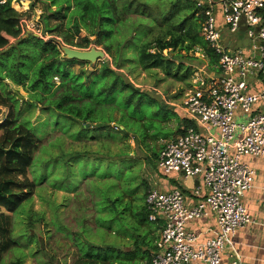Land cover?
<instances>
[{
  "label": "rangeland",
  "instance_id": "rangeland-1",
  "mask_svg": "<svg viewBox=\"0 0 264 264\" xmlns=\"http://www.w3.org/2000/svg\"><path fill=\"white\" fill-rule=\"evenodd\" d=\"M28 13L29 21L39 25L43 33L52 36L59 49L66 46L83 51L95 48L106 54L103 60L95 63L71 65L69 70L73 74H93L105 63L115 59L123 62L121 73L136 89L169 108L166 113L158 111L160 116L169 117V120L155 118L153 130L146 141L156 145L157 151L180 134L183 124L178 120L184 116L178 107L195 88L196 75L208 80L216 72L207 56L195 49L188 53L179 50L163 53L173 64L172 76H167L159 68L144 70L138 63L139 50L144 43L160 38L168 40L170 33L182 26L188 29L195 23L199 24L195 6H189L187 0H35ZM47 28H51L53 33ZM108 30H112V33L104 35L99 42L100 33ZM64 36L75 45L83 44L85 38L91 43L88 49L72 47L67 45ZM9 39L12 44L16 43ZM61 57L66 58L62 50ZM177 66L181 67L178 71ZM5 83L8 94L18 95L19 100H29L30 95L23 87H18L10 80ZM55 83L57 87L60 85L59 80ZM149 110L157 112L154 105ZM8 115L9 109L0 107V123ZM125 117L128 115L113 113L117 123L124 121L132 124L125 126L127 133L113 132L112 128L117 123L112 122L111 130L95 131L88 138L76 139L80 136L82 125L79 121L63 122L56 114L39 108L29 109L21 115L19 122L28 123L39 138L33 167L28 174L29 179L35 182L36 191L31 201L24 204L17 213L3 211L11 217V238L17 245L4 255L2 264H14L19 260L21 264H73L82 254L83 245L90 244L116 246L124 253L133 252L134 243L138 239L130 236L135 233L134 227L138 224L136 214L145 204L142 198L146 192L142 183H149L150 189L162 190L160 186L164 176L154 161L146 159L152 157V154L146 153L142 142L140 149L143 152L138 153L136 149L137 141L147 136L146 131L151 128L148 122L152 120L147 116L139 121L126 120ZM139 122H142V126L137 124ZM120 125L123 132L125 128ZM89 127L97 125L91 124ZM84 152L89 153L90 159L83 158ZM77 154H80L82 161H79V157H73ZM124 154L132 158H127L121 170L115 172L120 178H115L113 174L103 178L98 176V169L111 173L105 163V155H108V160H112L116 155ZM95 158L99 160L98 169L94 168ZM68 160L71 166L67 165ZM84 161L88 164L81 167ZM103 165L106 167L103 168ZM103 183L111 185L108 189L110 192L102 186ZM122 189L123 193L119 192ZM116 191L120 195L124 194L122 202L130 204L132 208L122 217L119 216L121 219L116 216L117 221L114 220V211L101 209L104 205L103 194L106 192V197L113 201L117 196ZM119 208L124 210L121 206ZM107 221H112L110 226L106 224ZM145 229L141 226L137 232L143 234ZM157 233L158 230H152L149 235L155 238ZM146 249L144 247L140 252L145 254ZM137 260L145 264V258Z\"/></svg>",
  "mask_w": 264,
  "mask_h": 264
},
{
  "label": "built area",
  "instance_id": "built-area-1",
  "mask_svg": "<svg viewBox=\"0 0 264 264\" xmlns=\"http://www.w3.org/2000/svg\"><path fill=\"white\" fill-rule=\"evenodd\" d=\"M8 3L24 14L22 36L53 39L27 18L35 0H0ZM196 8L201 36L218 57L216 72L208 80L196 75L195 88L178 107L195 126L165 143L157 168L168 180H202L192 206L177 188L149 190L150 222L162 223L150 264H222L230 239L256 224L243 203L256 173L243 159L264 157V0H196ZM211 218L218 228L211 239L187 229Z\"/></svg>",
  "mask_w": 264,
  "mask_h": 264
},
{
  "label": "trees",
  "instance_id": "trees-1",
  "mask_svg": "<svg viewBox=\"0 0 264 264\" xmlns=\"http://www.w3.org/2000/svg\"><path fill=\"white\" fill-rule=\"evenodd\" d=\"M187 2L191 7L195 6V14L198 13L196 1L187 0ZM26 6L25 4L24 7ZM23 15L12 9L10 3L0 5V107L9 109L8 117L0 123V264L3 262L4 255L17 245L11 238V217L5 215L3 211L12 214L17 213L24 204L31 201L36 191L35 182L29 179L28 174L33 167L39 138L28 126V123L19 122L25 111L39 108L41 111L56 114L58 118L64 120L63 122L68 123L67 120L79 121L82 125L80 127L81 131H79L80 136L76 139L88 138L95 131L111 130V123H117L113 119L114 112L127 114L128 117H125V119L132 121L133 119L139 121L147 116L152 120L148 122L151 124V128L146 131L147 136L141 137L142 141H137L136 149L138 153L143 152L140 149L142 147L140 142H142L146 147V153L150 152L152 154V157L146 159L154 161L156 167L160 151L164 146L161 147L160 151H157L156 145L146 141L149 140L153 130V125L156 122L155 118L163 119V121L169 120V117H162L158 114V111L168 112V107L146 95L145 92L136 89L137 87L123 76L121 73L123 62H117L114 59L112 62L105 63L93 74H73L69 70L71 65L88 63L62 58L61 49L53 41L45 42L33 35L22 36L19 22ZM202 20L203 17L201 16L199 17L201 23H195L188 29L182 26L179 30L170 33V39L168 40L160 38L153 42L144 43L138 54L139 65L147 71L159 68L167 76H172L171 67L173 64L163 53L176 50L188 53L195 49V51L204 53L209 59V63L216 66L218 57L201 36ZM48 31L53 33L51 28ZM111 33L112 30L102 31L99 42L104 35H110ZM7 37L13 38L16 43L11 44ZM64 37L66 40L67 37ZM66 43L72 47L88 49L91 42L88 38H85L83 44L80 45H75L69 40H66ZM180 68V66H177L176 70L178 71ZM6 80H10L18 87H23L28 91L29 100H19L18 95L8 94ZM56 80H59L60 83L58 87L55 83ZM151 105L156 106L157 112H150ZM178 121L181 122V125L183 124V128L179 131L180 134H183L185 129L195 126L193 122L184 117ZM91 124H95L97 127H89ZM120 124L125 128L123 132H121L123 128ZM137 124L140 125L142 122ZM116 125L112 128L113 132L115 130L119 133H127L125 126L129 127L128 125L132 124L120 121ZM109 133L113 136V133ZM157 141L154 142L157 143ZM79 156L80 154H77L73 157L77 158ZM82 156L84 159H88L89 153L84 152ZM104 157H106L105 163H107L111 173L107 174L99 171V160L96 158L93 160L94 164L96 163L95 166L92 164L95 169H98L96 170L98 176L102 178L111 174L116 178L115 172L121 170V166L126 163L127 158H132L127 154L116 155L112 160L107 159L108 155ZM79 161H82L80 157ZM70 162V160L67 161L68 166H71ZM87 164L84 161L81 167L87 166ZM102 167L105 168L106 166L103 165ZM120 177L118 175L117 178ZM142 184H144L146 192L142 200L145 201L150 190V184L147 182ZM102 186L107 190L111 187V185L107 186V183H103ZM123 189L119 192L123 193ZM105 193L103 194L104 205L101 206V209L106 208L108 211H114L116 213V215L114 214V220L117 221L116 216L118 218L119 216L122 217V214L129 211L131 205L122 202L124 194L117 193L115 200L112 201V198L109 200ZM131 193L135 194V192ZM131 193L129 192V194ZM119 206L123 207L124 210L122 211ZM149 217L150 212L144 204L136 214L138 224L134 227L135 233L130 236L137 237L139 240L135 241L133 252L124 253L119 247L110 245L107 247L91 244L88 246L83 245L82 254H79L80 256L73 264H144L143 261L139 262L137 258H143V260L145 258V264H150L151 252L155 249V244L159 239L162 223L150 222ZM111 223L112 221L106 222L109 226ZM141 226L146 228L143 234L137 232ZM156 229L158 230L156 237L151 238L149 234L152 230L157 232ZM144 247L147 249L145 254H142L140 251ZM14 264H21V261L19 260Z\"/></svg>",
  "mask_w": 264,
  "mask_h": 264
},
{
  "label": "crops",
  "instance_id": "crops-1",
  "mask_svg": "<svg viewBox=\"0 0 264 264\" xmlns=\"http://www.w3.org/2000/svg\"><path fill=\"white\" fill-rule=\"evenodd\" d=\"M221 27L225 29L222 21ZM243 162L256 173L254 187L243 198V203L256 224L245 227L230 239L222 264H232L233 261L240 264H264V157H245ZM164 179L161 191L177 188L187 196L191 206L194 204L192 192L201 184V178L181 181ZM187 229L200 235L201 240L213 238L218 231L214 218L188 224Z\"/></svg>",
  "mask_w": 264,
  "mask_h": 264
},
{
  "label": "water",
  "instance_id": "water-1",
  "mask_svg": "<svg viewBox=\"0 0 264 264\" xmlns=\"http://www.w3.org/2000/svg\"><path fill=\"white\" fill-rule=\"evenodd\" d=\"M34 37H36V36H34ZM247 42L248 41L245 40L244 45H247ZM241 45H242V43L239 42L235 46V49L240 48ZM61 50L63 51L66 58H68L70 60H78V61H82V62L95 63L97 61L103 60L106 57V54L103 51L96 50L95 48H92L88 51H83V50H76V49L70 48V47H63ZM41 247L43 248V242L42 241H41Z\"/></svg>",
  "mask_w": 264,
  "mask_h": 264
}]
</instances>
